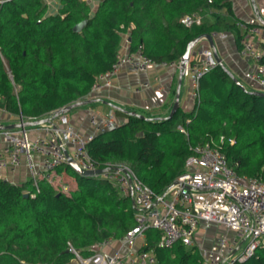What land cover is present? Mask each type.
<instances>
[{"label": "trees", "instance_id": "obj_1", "mask_svg": "<svg viewBox=\"0 0 264 264\" xmlns=\"http://www.w3.org/2000/svg\"><path fill=\"white\" fill-rule=\"evenodd\" d=\"M58 1L56 12L44 0H9L0 8V109L28 122L50 121L57 110L87 100L125 34L129 52L156 64L179 61L188 43L205 34H231L240 48L236 23L244 22L226 18L233 17L230 0H101L96 8ZM206 10L211 24H181L184 16ZM114 114L123 122L86 145L97 169L125 163L162 196L185 171L189 146L212 140L239 176L264 183V96L241 88L219 64L200 78L189 113L178 108L171 119L158 120ZM56 172L72 178L75 188L65 194L42 179L30 197L31 182L16 186L0 179V264H70L69 247L88 256L95 245L121 240L136 225L131 197L102 177L81 176L68 164ZM158 240L159 233L147 229L139 248L156 264H203L196 246L160 248ZM235 264H264V249Z\"/></svg>", "mask_w": 264, "mask_h": 264}, {"label": "built area", "instance_id": "obj_2", "mask_svg": "<svg viewBox=\"0 0 264 264\" xmlns=\"http://www.w3.org/2000/svg\"><path fill=\"white\" fill-rule=\"evenodd\" d=\"M6 1L9 0H0V8ZM82 1L92 8L95 4L94 0ZM44 2L50 11L58 10V0ZM180 22L189 29L200 26L202 19L192 14L184 16ZM259 26L236 23L242 35L239 55L257 64L256 70L246 72L244 78L264 88V49L255 48L251 41L259 33ZM211 36L220 39L227 37L222 33ZM218 64L210 48L200 52L198 62L188 60L182 78L188 80L193 103L199 99L200 78ZM156 67H175L180 71V60L156 64L140 52L118 51L110 69L95 78L88 96L111 88L114 78L122 70L143 73ZM24 122L28 121L18 118V124ZM89 124L96 135L113 130L120 122L114 113H92ZM32 130L40 131L42 135L32 139L29 136ZM180 132L187 135L184 129H180ZM93 136L85 138L74 130L66 114H60L36 127L1 130L0 171H12L24 160L34 188L33 193H26L34 197L39 192V173L34 154L43 156L41 170L46 174L54 173L58 167L68 164L69 159L84 172L95 171L97 168L86 151V145ZM219 143H223V138L219 139ZM189 151L184 163L185 171L162 196H156L128 165H109L105 167L106 171L90 176L102 177L120 193L131 197L136 225L116 241L118 249L113 252L106 250L114 242L110 239L95 245L88 256H82L69 247L72 254L70 264H156L151 253L140 252L137 247V240L144 237L147 229L159 233L157 245L160 248H170L176 243L185 247L194 246L199 228L209 230L212 226H218L234 233L232 238L227 234L217 236L209 249L201 252L204 264H235L251 257L256 249H264V183L257 178L239 176L234 166L228 164L220 146L212 140L189 146Z\"/></svg>", "mask_w": 264, "mask_h": 264}, {"label": "crops", "instance_id": "obj_3", "mask_svg": "<svg viewBox=\"0 0 264 264\" xmlns=\"http://www.w3.org/2000/svg\"><path fill=\"white\" fill-rule=\"evenodd\" d=\"M94 2L93 8H96L101 0H94ZM230 2L233 17L227 16L226 18L229 21L236 19L240 22L251 24L252 26H259L260 20L264 22V0H230ZM199 16L202 19V23L208 25L213 22L211 12L208 10L200 13ZM259 28V33L255 34L251 41L255 48L263 50L264 26L260 25ZM212 39L213 47H211L206 40L199 41L192 49L189 61L198 62L200 52L210 48L213 50L218 63H220L245 90L249 92H264V88L244 78L246 72L256 70L257 64L253 60L242 58L239 55V48L235 41V37L228 34L225 39ZM119 51H128V39L126 34L122 36ZM178 78L179 70L175 67L150 68L143 73L126 72L122 70L114 78L111 88L103 89L95 96L87 97V101L95 100V102L71 110L66 114L67 118L74 130L85 138L94 135V130L89 124V118L92 113L106 115L114 113L115 110H120L126 113H137L148 120L164 119L169 115L175 100ZM189 89L188 80L182 78L179 89V108L185 113L191 112L194 105L189 95ZM116 118L120 123L123 122V119ZM17 123V117L10 116L0 109V125L6 126ZM38 135H42V132L32 130L29 134L32 139ZM42 160L43 156L41 154H34V162L39 173L38 180L46 179L47 182L54 187L56 184L66 183L69 189L72 190L75 188V181L67 177L64 173H57L56 170L51 174L43 173L41 170ZM0 179L6 180L16 186H22L31 182L29 170L24 160L18 168L12 171H0ZM215 227L216 226H212L211 228ZM207 231L208 230L199 228L195 235L194 246H196L200 252L205 251L203 247L208 239L210 240V246L215 240V237L210 236ZM144 243V237L139 238L137 240V247L141 248ZM117 249L118 244L116 241L106 248L109 252L116 251Z\"/></svg>", "mask_w": 264, "mask_h": 264}, {"label": "water", "instance_id": "obj_4", "mask_svg": "<svg viewBox=\"0 0 264 264\" xmlns=\"http://www.w3.org/2000/svg\"><path fill=\"white\" fill-rule=\"evenodd\" d=\"M260 25L264 26V22L262 20H260ZM81 25H78L75 27V31H77L80 28ZM201 40H206L211 47H213V39L211 35L205 34V35H201L197 38H195L194 40H192L191 42L188 43L185 53L183 54V56L180 59V71H179V78H178V88L176 90V94H175V100L173 102V105L171 107L170 113L169 115L164 118V119H171L173 117V115L177 112L178 108H179V89H180V84H181V79H182V75H183V69L186 67L188 60H189V56L190 53L192 51V49L194 48V46ZM220 66H222L219 63ZM231 76V75H230ZM232 77V76H231ZM232 79L236 82V84H238L241 88L244 89V87L235 79L232 77ZM257 95L260 96H264V92H253ZM95 102V100H86V101H82V102H76L74 104L68 105L64 108H61L60 110H57L55 112V117H58L60 114H67L69 113L71 110L81 107V106H85L87 104L93 103ZM130 115L133 116H137L139 118H143L146 119L145 117H143L142 115H139L137 113H129ZM49 122L48 119H42V120H38V121H34V122H24L23 124H11V125H0V131L1 130H12L15 128H18L20 126H24V127H36V126H40L43 125L45 123ZM68 165L70 167H72L79 175L81 176H85V177H90L93 176L95 174H100L104 171H106V169H97L95 171H89V172H84L82 170H80L77 166H75V164L73 163V161L71 159L68 160ZM130 191H131V187H130ZM24 197H28L27 193L23 194ZM132 206L134 207V202L132 201Z\"/></svg>", "mask_w": 264, "mask_h": 264}, {"label": "rangeland", "instance_id": "obj_5", "mask_svg": "<svg viewBox=\"0 0 264 264\" xmlns=\"http://www.w3.org/2000/svg\"><path fill=\"white\" fill-rule=\"evenodd\" d=\"M180 129H183V128L180 127V126H178L177 127V130L180 131ZM112 165H115V164H112ZM116 165H127V164H125V163H116ZM55 188H57L58 191H60L62 193H65V194H67L71 190V189H69L68 184H66V183L65 184H63V183L56 184ZM72 188H74V187H72ZM207 232H208V234L210 236H213L215 238L217 236H219V235H222V234H228V237H232L234 235V233H232V232H226L224 229H222L221 227H218V226L215 227V228H210ZM209 243H210V240L208 239L206 241V244H204V247H203V249L205 251L207 250V248L209 249V247H210V244Z\"/></svg>", "mask_w": 264, "mask_h": 264}]
</instances>
